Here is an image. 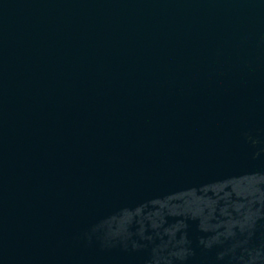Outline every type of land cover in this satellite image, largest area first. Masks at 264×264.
<instances>
[{
  "label": "water",
  "instance_id": "95a60500",
  "mask_svg": "<svg viewBox=\"0 0 264 264\" xmlns=\"http://www.w3.org/2000/svg\"><path fill=\"white\" fill-rule=\"evenodd\" d=\"M0 264H264V0H0Z\"/></svg>",
  "mask_w": 264,
  "mask_h": 264
}]
</instances>
